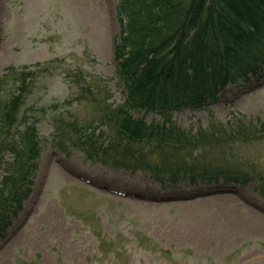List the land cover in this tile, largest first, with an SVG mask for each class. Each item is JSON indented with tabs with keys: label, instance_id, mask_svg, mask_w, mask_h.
<instances>
[{
	"label": "rangeland",
	"instance_id": "rangeland-1",
	"mask_svg": "<svg viewBox=\"0 0 264 264\" xmlns=\"http://www.w3.org/2000/svg\"><path fill=\"white\" fill-rule=\"evenodd\" d=\"M117 4L0 0V76L7 73L0 92L9 95L20 74L33 71L17 128L32 122L40 146L31 194L0 237V264H264V195L253 180L156 179L147 169L92 162L69 138L74 129L64 125L97 133L104 110L125 98L113 60ZM239 118L264 122V77L227 85L216 102L172 112L192 132ZM230 139L223 133L193 153L201 163L264 175V136Z\"/></svg>",
	"mask_w": 264,
	"mask_h": 264
},
{
	"label": "trees",
	"instance_id": "trees-1",
	"mask_svg": "<svg viewBox=\"0 0 264 264\" xmlns=\"http://www.w3.org/2000/svg\"><path fill=\"white\" fill-rule=\"evenodd\" d=\"M117 13L121 28L113 59L125 98L104 110L99 122L105 128L97 133L99 128L64 125L74 129L72 143L86 159L110 167L147 169L156 179L172 181L253 180L264 195V175H251L242 166L201 163L199 152L193 153L213 147L223 133H231V142L262 137L263 121L239 118L221 129L192 132L172 119L176 109L216 102L229 84L244 87L264 77V0H118ZM31 73L24 70L9 95L0 92V237L30 194L37 168L35 125L28 121L17 128ZM6 75L0 76V84ZM132 111H153L161 119L146 122ZM138 143L147 148H136Z\"/></svg>",
	"mask_w": 264,
	"mask_h": 264
}]
</instances>
